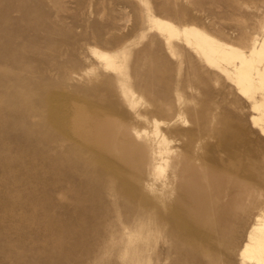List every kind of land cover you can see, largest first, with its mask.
Listing matches in <instances>:
<instances>
[{
    "label": "rangeland",
    "instance_id": "1",
    "mask_svg": "<svg viewBox=\"0 0 264 264\" xmlns=\"http://www.w3.org/2000/svg\"><path fill=\"white\" fill-rule=\"evenodd\" d=\"M153 18L264 41V0H0V264H264V87ZM182 162L225 178L197 218L174 210Z\"/></svg>",
    "mask_w": 264,
    "mask_h": 264
},
{
    "label": "bare ground",
    "instance_id": "2",
    "mask_svg": "<svg viewBox=\"0 0 264 264\" xmlns=\"http://www.w3.org/2000/svg\"><path fill=\"white\" fill-rule=\"evenodd\" d=\"M152 26L156 29V31L160 34V36L165 37L167 41H169V39H171L173 37L178 38V36L180 35L183 38L185 45L188 46V48L189 47L192 48L193 52L196 53L201 58V60L204 61V63L206 65L210 66V68L211 67L216 68V69L222 71L224 74L226 73V71L221 66V64L228 62V61H231V62L234 61L237 65L234 66L233 76H232V78H230L229 76L228 77L230 79H232V81H233L232 83L235 84V86L238 88L240 93H243V94L251 93L252 94L255 91H257L259 88H256V86L254 85L255 79L258 80V83L261 87H264V41L260 46H257V47L252 46V48L249 51L247 50L248 53L246 54L245 52L240 51V49H237V48L230 46V45H224V44L216 41L215 39L206 35L205 34L206 32L202 33V32H200L201 30L199 31V30L195 29L194 27L193 28L192 27L191 28L190 27L189 28L184 27L183 29L178 31L169 22H166V21L160 20V19H156V18L152 19ZM160 39H162V38H160ZM102 57H105V56H102ZM254 62H256L258 66L263 65V68L262 69L256 68L254 66ZM226 79H228V78H226ZM262 106L264 107V102H262ZM253 109H256V106H254L251 110H253ZM158 125H159L158 122L154 123V127H155L154 135L157 139V144L159 145L160 149L162 150L163 153L166 154V152L169 150L168 149V143H167V140L165 139V137L161 136V134L159 133ZM6 133H8V131ZM126 134H127V132H126ZM133 147L131 145L129 146L127 144L120 143V141H118L114 145V148H115L116 152L118 153L119 158L123 159L131 167H133L134 164H133V161H132L131 156L129 154L131 152L130 150H133ZM185 163H183V168H182L181 174L179 171V180H178L179 186H178L177 196H176L175 203H174V210L176 213L181 210L183 213H185V216L188 219H190L192 217L197 218L198 215L201 214V208H202V202L204 200V196L199 194L195 188L198 185L205 184L206 186H208L210 189L213 190L211 192L209 198L211 197V199L214 202H217V201H219V195H220V193L218 192L219 191L218 187L221 184H225V178L223 177V175L221 176L220 174L217 176V173L215 174L216 176L212 175L210 172H208L206 170L201 171V172H196L193 170V168H189L187 166L188 164L186 165ZM154 170L158 174H162L164 171V167L159 166L158 168H156ZM177 170H179V169H177ZM113 171L115 172V170H113ZM209 171H211V170L209 169ZM89 193H90V191H89ZM236 194L238 195V193H236ZM98 196H100V195H98ZM237 197L239 198V196H237ZM234 199H235V197H234ZM236 201H238V200H235V202ZM182 215L184 216V214H182ZM223 217H225V216H223ZM219 224H220V226L223 225V227L225 228V220L221 219V222L219 221ZM45 228H46V225H45ZM62 228H63V226H62ZM222 228H220V229H222ZM59 231H60V229H59ZM137 237H135V238H137ZM135 244H136V242H135ZM145 246H146V244H145ZM130 250H131V248H130ZM182 260L184 262V260H186V259L182 258L181 261Z\"/></svg>",
    "mask_w": 264,
    "mask_h": 264
}]
</instances>
